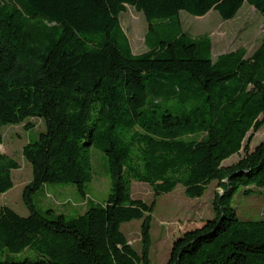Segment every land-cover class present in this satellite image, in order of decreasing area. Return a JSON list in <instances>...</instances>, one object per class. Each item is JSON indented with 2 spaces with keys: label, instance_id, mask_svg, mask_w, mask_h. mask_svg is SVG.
Masks as SVG:
<instances>
[{
  "label": "trees",
  "instance_id": "obj_1",
  "mask_svg": "<svg viewBox=\"0 0 264 264\" xmlns=\"http://www.w3.org/2000/svg\"><path fill=\"white\" fill-rule=\"evenodd\" d=\"M245 4L264 17V0H0V129L46 125L24 148L29 216L0 212V252L37 257L0 264H152L155 203L134 199L133 182L200 199L215 181V217L178 238L167 264H264V219H241L233 207L264 190V141L249 151L264 128V39L251 56L240 48L214 61L211 37L185 33L180 20L214 11L231 21ZM128 7L148 23L141 55L122 29ZM91 148L108 159L104 204L88 200ZM19 168L0 152V195ZM50 184L73 186L86 211H40L35 196ZM142 220L139 254L122 225Z\"/></svg>",
  "mask_w": 264,
  "mask_h": 264
},
{
  "label": "rangeland",
  "instance_id": "obj_2",
  "mask_svg": "<svg viewBox=\"0 0 264 264\" xmlns=\"http://www.w3.org/2000/svg\"><path fill=\"white\" fill-rule=\"evenodd\" d=\"M120 20L134 55L146 53L148 48L145 44V36L148 32V23L143 14L128 7ZM180 20L185 33L193 37L206 35L211 37L214 61L218 56L240 48L246 49L248 56H251L264 39V17L248 4H245L236 18L231 21H223L214 11L203 18L181 12ZM45 130L46 125L40 119L28 120L22 125H8L0 129L3 135L0 152L20 166L12 173L14 188L0 195V212L6 207L22 217L29 216L23 194L26 187L33 181V170L24 157V148L30 142L38 140L39 135ZM262 141H264V128L252 136L249 151L253 152ZM88 153L92 159L93 174L92 182L87 185L88 200L104 204L109 199L112 189L108 159L102 151L96 148L89 149ZM245 155L246 153L242 151L224 162L223 166H233ZM217 194H223V189L219 187L217 181L208 187L205 195L200 199L188 198L182 186L170 194L156 196L151 186L133 182L132 196L134 199L143 200L148 204L155 203L151 228L150 259L152 264H167L174 242L178 238L187 231L202 227L208 220L215 217L214 200ZM88 200L82 199L73 186L52 184L46 185L35 196V203L40 211L53 208L58 213L70 216L84 213L89 204ZM233 207L237 208L241 219H264V190L249 198L238 195L234 199ZM142 226L143 220L122 225L123 234L139 254L142 252ZM36 257V253L32 250H26L20 254L0 252V262L23 261Z\"/></svg>",
  "mask_w": 264,
  "mask_h": 264
}]
</instances>
